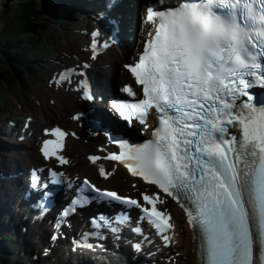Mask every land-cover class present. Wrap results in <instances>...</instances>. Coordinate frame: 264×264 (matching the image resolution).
<instances>
[{"label":"snow or ice","instance_id":"6c2138e0","mask_svg":"<svg viewBox=\"0 0 264 264\" xmlns=\"http://www.w3.org/2000/svg\"><path fill=\"white\" fill-rule=\"evenodd\" d=\"M142 31L138 59L124 66L140 88L125 85L122 92L137 97L142 91L143 96L134 102L112 100L110 107L129 126L138 121L148 128L149 115L156 123L142 143L109 136L119 152L104 159L119 162L183 208L199 264H264V97L257 99L250 91L264 88V0H153L146 6ZM99 35V30L90 33L91 59L115 42V33L103 43ZM75 72L66 68L53 82L70 83ZM79 88L82 99H94L85 80ZM45 133L54 137L42 143L45 159L67 163L58 154L66 133L58 127ZM100 158L88 156L90 162ZM49 171L57 184L64 182L63 173ZM99 174L111 175L102 166ZM38 186L33 172L32 187ZM67 186L72 187L71 181ZM85 189L95 195H84ZM75 193L55 218V227L77 207L101 197L139 208L158 234L172 227L170 217L156 207L158 193H141L142 206L87 178ZM49 195L45 188L42 196ZM101 218L113 233L120 231L110 218ZM95 220L90 218L96 230L81 233L74 244L91 248L89 237L106 238ZM162 239L167 246L170 237ZM132 248L140 252L141 244L132 243Z\"/></svg>","mask_w":264,"mask_h":264},{"label":"bare ground","instance_id":"6f19581e","mask_svg":"<svg viewBox=\"0 0 264 264\" xmlns=\"http://www.w3.org/2000/svg\"><path fill=\"white\" fill-rule=\"evenodd\" d=\"M82 26H85L84 24H81ZM80 25V26H81ZM78 25H76L77 27ZM83 37L75 32H70L68 35V39L65 40V42L58 47L57 49V56L55 57L58 60H65V58L69 57L71 53H76L83 55V53L78 49V46L82 43ZM5 48V47H4ZM29 60H33L34 57L27 56ZM106 63L109 64V67H101L102 72V81L109 84L110 86L114 85L113 80H116L120 77L124 76V73L120 71V68L118 67V57L111 56L109 58L105 57ZM35 98L40 101L41 105L35 106V112L34 114H38L36 116V123L41 122L45 120V122H53L56 120L66 121L68 117V113L74 111V109L79 104L77 102V99L74 97L72 93L68 92H61L59 90H55L51 87H49L47 84L42 82L41 87L39 90L35 92ZM53 99V105H49V99ZM70 124V122H67ZM84 148L83 145L74 147L70 139L67 142L66 146V152L72 156H74V160L76 161L75 164L69 165V170H77L81 171L82 174H90L95 173V169L93 165L87 163V161L82 158L80 155V150ZM32 151V150H31ZM82 167V170L80 168ZM120 173V172H119ZM118 176V171L115 172V175H112L107 180L113 185L115 183L119 184L118 181L120 180V177ZM122 181H126L127 177H123L121 179ZM175 223L177 224V219H180L178 210L173 211ZM181 220V219H180ZM184 229L183 233L186 234L185 241L181 243L183 248V253L190 254L191 252H188V246L191 248V242L189 240V237L187 236L190 231L186 227L185 224H183ZM180 259H182L183 254H179ZM179 258H171L169 259L168 264H177L180 261Z\"/></svg>","mask_w":264,"mask_h":264},{"label":"rangeland","instance_id":"374dc122","mask_svg":"<svg viewBox=\"0 0 264 264\" xmlns=\"http://www.w3.org/2000/svg\"><path fill=\"white\" fill-rule=\"evenodd\" d=\"M7 87L8 88H6V90H9L10 88H12L13 91L17 92V94H18V89H17L16 85H10L9 84V85H7ZM29 89L32 91V93L35 90V88H33V87H30ZM23 93L26 96L24 97L21 95V97H22L21 103H19L20 101L18 102V100L16 99V96L14 95L13 92L10 94L5 93L6 97H7V103L8 104H7L6 109H4L3 108L4 106H2V105L0 106V109L3 112V115L0 118V121L3 120V117H5L9 113L11 108L12 109L19 108L20 110L27 111V110H30L31 108H33L35 105H37V103L34 99V96L31 92L24 91ZM182 229H183V226L181 225L178 229L180 232V235H179V243L180 244H178V251H180V252L183 251V248H184V246H182L181 243H183L185 241V237H183V230ZM180 264H194L193 257L190 258L188 254H183V259H182V262Z\"/></svg>","mask_w":264,"mask_h":264},{"label":"trees","instance_id":"16d2710c","mask_svg":"<svg viewBox=\"0 0 264 264\" xmlns=\"http://www.w3.org/2000/svg\"><path fill=\"white\" fill-rule=\"evenodd\" d=\"M15 17H16L15 24L22 27L25 23L24 15L19 16V15L15 14ZM4 47L12 52V54L14 55L15 59H17V61H23L29 54L28 52H25V50L19 51L20 46H18V45L17 46L7 45ZM24 56H26V57H24ZM17 264H20V263H17Z\"/></svg>","mask_w":264,"mask_h":264}]
</instances>
